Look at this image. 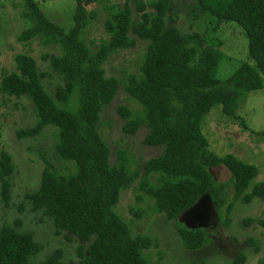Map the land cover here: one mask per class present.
Wrapping results in <instances>:
<instances>
[{"label":"trees","instance_id":"16d2710c","mask_svg":"<svg viewBox=\"0 0 264 264\" xmlns=\"http://www.w3.org/2000/svg\"><path fill=\"white\" fill-rule=\"evenodd\" d=\"M73 25L66 29L51 21L36 0H22L23 15L30 26L19 35L22 42L40 37L56 46L58 54H46L61 82L55 93L42 82L36 60L20 53L15 57L16 71L0 79V92L28 97L34 104L36 122L18 130V137H36L47 127L55 133L54 155L42 156L45 168L38 189L25 194L34 211H41L68 241L79 243L75 264H151L143 251L159 247L149 235L134 234L131 225L115 210L121 192L134 187L136 206L130 212L137 218L147 210L142 204L153 201L155 212L177 221L186 210L208 196L217 211L226 206L227 222L236 201L250 203L264 199V180L255 182L259 170L234 154L219 156L209 148L202 133L205 117L216 106L225 115L246 121L238 114L247 94L264 87V0H192L191 13L208 17L205 34L181 32L170 24L171 13L181 0L138 1V20L125 5H111L105 23L108 40L92 54L82 38L94 12L88 7L103 0H75ZM235 22L248 38L249 57L228 78L218 77L222 60V41L217 33L224 24ZM135 34L137 38H132ZM137 39L148 42L139 76L126 84L128 94L142 111L135 114L125 106L119 112L126 120L124 131L135 134L148 127L143 142L162 148L135 169L125 152L115 164L110 148L99 131L103 109L115 98L119 80L108 77L102 67L112 53L134 48ZM264 136V131L259 132ZM225 166L230 177L217 181L212 169ZM15 165L11 154L0 151V199L5 206L12 200ZM137 183V184H136ZM136 184V186H135ZM233 200L229 202V192ZM24 206H20L23 211ZM264 220L247 218L244 225ZM20 217L0 227V264H62V251L56 250L45 261H34L43 249L32 231H22ZM182 244L188 250L202 249L209 243L207 230L176 222ZM249 244L257 250L254 239ZM162 264L163 253H159ZM239 253L232 264H245ZM264 264V259L261 261Z\"/></svg>","mask_w":264,"mask_h":264},{"label":"rangeland","instance_id":"374dc122","mask_svg":"<svg viewBox=\"0 0 264 264\" xmlns=\"http://www.w3.org/2000/svg\"><path fill=\"white\" fill-rule=\"evenodd\" d=\"M36 1L54 23L66 29L73 25L75 0ZM138 1L140 0H103L88 7L90 12H94L95 19L91 20L84 30L82 38L92 54L98 51L103 40L109 39L105 28V23L110 17L109 6L127 5L132 10L134 20H138ZM141 1L147 4V11L153 15L155 11L149 5L151 0ZM21 3L22 0H0V79L6 73L16 71L15 57L24 53L36 60L40 72L45 74L42 82L53 95L61 78L44 56L58 54L60 50L54 45L43 43L40 37L25 42L19 40L21 32L30 26V22L23 15L24 8ZM178 4L177 10L171 13L170 24H174L183 33L205 34L210 27L208 17L201 14L198 17L193 16L190 12L192 0H181ZM130 35L137 38L135 34ZM217 37L222 41L219 78L226 79L244 62H253L249 57L247 35L240 25L235 22L224 24L220 27ZM147 44V41L137 39L136 47L110 54L102 66L106 76L119 80V89L114 100L101 113L99 131L109 145L111 164L117 162L120 152H125L131 160L132 169L143 165L162 151L161 147L143 142L148 127L142 126L135 134L125 132L123 128L126 120L119 112L120 106L127 107L134 115L142 111L140 103L128 94L126 84L131 76L140 75ZM238 114L246 121L247 128L240 120L225 115L222 106L214 107L205 117L202 133L208 139L211 151L219 156L234 154L247 163L255 164L259 173L254 181H263L264 136L259 132L264 131V87L247 94ZM35 122L34 104L28 97H16L0 92V151L7 150L15 165L10 206H5L0 199V227L3 223H12L20 217L23 221L21 230L32 231L35 239L43 246L34 261H45L56 250H61V263L75 264L79 243L68 241L63 234L58 233L54 223L41 211H34L30 202L25 199L27 192L40 186L45 168L43 152L57 162L54 155L56 139L52 126L36 137H18V130L31 127ZM211 171L217 181H226L230 177V172L225 166L213 168ZM229 197L231 202L232 191L229 192ZM136 204V190L132 187L121 192L114 208L131 225L134 234L149 235L158 240L159 247L143 251L151 264H158L160 252L163 253L162 264H232L239 253L246 255L245 264H261L264 259V226L256 222L243 224L247 218L264 220L262 198H255L250 203L236 201L228 216L229 222L226 218V206L222 211H217L208 196L183 212L177 221L207 230L209 243L198 250H188L184 247L176 228L177 221H170L164 213L155 212L153 201L147 198L142 204L147 210L142 218H137L130 212ZM21 205L24 206L23 211L20 210ZM249 239L256 241L258 250L249 244Z\"/></svg>","mask_w":264,"mask_h":264}]
</instances>
